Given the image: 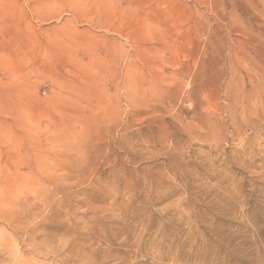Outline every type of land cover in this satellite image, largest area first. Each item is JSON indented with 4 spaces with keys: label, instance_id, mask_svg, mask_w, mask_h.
Masks as SVG:
<instances>
[{
    "label": "rangeland",
    "instance_id": "rangeland-1",
    "mask_svg": "<svg viewBox=\"0 0 264 264\" xmlns=\"http://www.w3.org/2000/svg\"><path fill=\"white\" fill-rule=\"evenodd\" d=\"M0 264H264V0H0Z\"/></svg>",
    "mask_w": 264,
    "mask_h": 264
}]
</instances>
